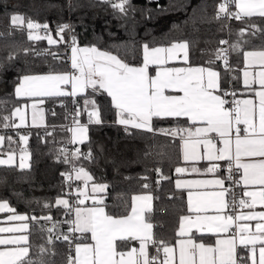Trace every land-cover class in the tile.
I'll return each mask as SVG.
<instances>
[{
    "label": "snow or ice",
    "instance_id": "obj_1",
    "mask_svg": "<svg viewBox=\"0 0 264 264\" xmlns=\"http://www.w3.org/2000/svg\"><path fill=\"white\" fill-rule=\"evenodd\" d=\"M99 2L111 4L114 11L122 14V18L137 11L131 0H119L118 3H113L112 0ZM148 2L151 4L158 0ZM230 5L235 6V11L231 10ZM76 6L69 0L70 10ZM160 10L164 11L162 8ZM148 11L150 14V10ZM253 17L264 19V0H221L215 13L217 20L234 19L244 22ZM24 24V16H10L11 27L22 28ZM26 26L29 41L47 40L49 45L66 46L71 53L70 72L18 77L19 83L14 90L16 98H40L31 105L33 126H37L38 117L43 119V109H37L38 104L44 103L43 97L71 96L75 106L73 127L70 129L71 142L83 144L88 139V125L104 123L101 107L95 97L106 94V103L107 98H110L111 109L115 112V123L124 126L125 132L129 134L130 129L155 133V120L186 118L188 127L162 129L161 134L179 136L183 142L185 161H207L209 166L204 172L211 174H217L223 167L226 177L176 181L177 189H188L189 214L180 216L176 232L178 238L175 246H172L157 239L153 233V225L146 215L152 212L151 195H134L130 213L119 218L113 217L105 212L104 207L97 206L103 204V198L98 194L104 193L108 185L95 183L94 177L84 167L77 168L73 165L75 180L82 181L84 187L75 189V201L70 202L69 199L60 197L56 199L54 206L65 209L64 221L53 222L51 215L29 217L26 214H16L8 202H0V213H12L7 216V222H21L8 227L0 226V264H44L42 259L37 261L30 256L27 234L29 220L35 223L40 220L52 223L46 229L49 244L53 242L52 235L58 223L67 224L68 231L61 232L56 239L67 242L70 251L76 233L91 234L93 243H75V256L69 255L68 264H248L249 261L251 264H264V211H256L257 206L264 209V50L245 51L240 43L245 34L255 35L264 29L256 24H247L239 30L237 43L218 49L214 54L215 59L208 61L211 65L222 60L225 70H230L229 51L242 52L245 65L243 84L248 92L254 94V98L237 99L235 91L229 92L221 88L220 73L211 66H169L171 61L181 58L179 53H183V61L188 62L189 45L186 41L173 42L168 46L144 43L139 49L142 62L133 66L117 55L101 51L95 45L81 47L71 24L57 25L55 36L59 39L53 37L48 23L40 24L28 19ZM224 27L229 26L225 24ZM219 43L229 44L227 40ZM27 52L28 49H25V54ZM53 56L56 58L55 54ZM8 59L15 57L10 55ZM249 68L259 70L250 72ZM68 85L70 91L65 87ZM229 95L232 100L226 98ZM78 97L83 99L82 106ZM83 114L87 115V124L80 123L79 117ZM15 118L19 119V123L15 122ZM25 121V110L17 106L9 115L0 116V128L16 130L24 127ZM196 124L202 126L194 127ZM28 138L27 135L19 137L22 144H26ZM5 140L9 146L15 143L11 136L0 134V166H13L15 149L5 158ZM61 152L64 162L69 163L66 150L61 149ZM71 157L73 160L81 157L89 161L94 159L91 149L88 153H83L76 148ZM26 159V148H21V170L27 167ZM241 170L239 179H235L234 173H240ZM155 171L160 173L161 170ZM175 171L184 173L188 169L177 167ZM191 171L200 173L201 169L192 167ZM73 173L61 175L67 181H72ZM226 180L245 188L259 186V190H246L243 197L237 200L232 188L225 187ZM143 187L148 188L149 185L144 184ZM208 188L213 190H205ZM72 194L70 188L65 195ZM87 199L92 200V207L84 206ZM51 207L53 205L50 203L44 204V208ZM236 208L249 211L229 214V210L234 211ZM68 216L73 218L67 219ZM253 221L254 230L250 223ZM193 230L201 234L230 235L228 238L216 239L215 245L210 246L196 242L192 238ZM5 233L11 235L5 236ZM75 238L79 239L78 236ZM132 241L138 242V248L119 250L128 248ZM238 247L246 254L240 255ZM152 248L155 253L150 251ZM46 251L41 246L40 256L43 257Z\"/></svg>",
    "mask_w": 264,
    "mask_h": 264
},
{
    "label": "trees",
    "instance_id": "obj_2",
    "mask_svg": "<svg viewBox=\"0 0 264 264\" xmlns=\"http://www.w3.org/2000/svg\"><path fill=\"white\" fill-rule=\"evenodd\" d=\"M220 2L158 0L150 4L148 0H131L137 11L122 18L111 4L99 0H71L77 5L72 10L68 7L69 0H0V116L9 115L22 101L14 95L18 77L70 69V50L66 46L49 45L47 40H28V19L40 24L48 23L55 39H59L55 36L58 24H71L80 46L95 45L133 66L142 62L139 49L144 43L166 46L186 41L189 45L188 64L221 66L222 89L231 84L240 96L238 75L243 67L242 52L229 51L230 70H225L222 60L211 65L208 61L215 59L218 49L237 43L239 30L247 24H256L264 29V19L253 17L244 22L217 20L215 13ZM230 8L234 11L233 5ZM12 14L24 16L22 28L10 26ZM225 24L229 27H224ZM221 40H227L229 44L221 45ZM240 43L243 50L264 49V31L255 35L245 34ZM25 49H28L27 54ZM10 55L15 59L9 60ZM78 99L82 106L83 99ZM95 99L101 107L104 123L88 125V139L79 148L83 153L91 149L94 159L89 161L81 157L73 160L66 150L70 162H64L61 149L65 150L71 143L68 122L69 114L75 112L73 98L47 97L43 103L45 126L30 127L27 135L29 138L25 145L30 153L29 167L21 170L16 166H0V201L8 202L15 211L36 217L51 215L53 222H62L66 219L65 209L55 207V201L58 197L71 200V196L65 195L68 193L67 180L61 174L68 173L72 165L82 166L94 177L95 183L108 185L106 191L100 193L102 205L107 214L114 217L129 213L135 193L152 192L154 206L147 216L153 224L154 235L159 240L174 243L179 218L187 211L184 193L174 187L175 169L181 163L180 143L179 136L164 135L160 130L184 127L188 125L186 119L155 120V133L130 129L129 134L122 125L115 123L110 98H107V103L106 94ZM79 120L87 124V115L83 114ZM22 129L0 128V134L11 136L15 141L9 146L6 140L3 150L21 148L19 137ZM155 169H160V173ZM76 183L83 184L78 180ZM144 184L149 187L144 188ZM45 203L53 207L44 208ZM51 226L52 223L44 220L39 223L31 221L30 256L37 261L42 259L44 264H68L72 247L70 251L67 242L56 239L61 232L68 231V225L58 223L52 235L53 242L49 244L46 229ZM75 235L79 239L74 238L73 244L88 239L85 235ZM41 246L47 250L43 257L40 256Z\"/></svg>",
    "mask_w": 264,
    "mask_h": 264
},
{
    "label": "crops",
    "instance_id": "obj_3",
    "mask_svg": "<svg viewBox=\"0 0 264 264\" xmlns=\"http://www.w3.org/2000/svg\"><path fill=\"white\" fill-rule=\"evenodd\" d=\"M234 7V11H235V6L233 5ZM179 42H183V41H179ZM170 45V44H169ZM168 46V45H166ZM81 47H84V46H81ZM253 50H264V49H249V50H245V51H253ZM70 55L71 53H69V62H70ZM180 55V59L178 60H174V61H171L169 63V66H172V67H187V66H192V67H198L197 65L193 66V65H189L188 62L185 63L183 61V53H179ZM204 67H209V66H204ZM214 70L218 71L220 73V81H221V88L223 86V78H222V68L221 66H211ZM245 69V65H244V61H243V67L242 69L240 70V73L238 75V81H239V85H240V96H239V99H245V98H254V94L253 93H250L248 92L246 89H245V86L243 84V80H244V77H243V71ZM250 72H253V71H258L259 69L256 68L255 70L252 69V68H249L248 69ZM72 71L71 69V66H70V69L68 71H64V72H70ZM62 73V72H61ZM44 74H48V73H44ZM44 74H35V75H44ZM252 77L250 76L249 79H251ZM18 85V84H17ZM67 88L68 91L71 90L70 88V85L68 86H65ZM253 87H258L257 85H253ZM68 97H71V96H68ZM45 98L47 97H43L42 99L44 100ZM19 99H22L21 103L18 105L20 106L22 109L25 110L26 112V121H25V126L24 127H21V128H30V127H35L33 126L32 124V112H33V109L31 107L32 103L35 102V100L37 99H40V98H28V97H23V98H19ZM26 106V107H25ZM16 108V107H15ZM14 108V109H15ZM37 109H43V119L41 120L39 117L37 119V126H45L46 124V116H45V111H44V106L43 104H38L37 105ZM182 119H186V118H182ZM15 122L16 123H19V119L18 118H15ZM43 123V124H41ZM81 124H85L84 122L80 121ZM189 125H185L184 127H188ZM199 126H202L200 124H196L194 127H199ZM73 127V126H72ZM70 127L69 128V132H70V135H69V141L71 142L72 141V133L70 131V129L72 128ZM124 127V126H123ZM194 127H193V130H194ZM72 143V142H71ZM179 143H180V154H181V163L179 164L178 167H183V168H186L188 169V171L184 172V173H177L176 172V177L174 179V187L176 188V181L179 179V180H182V181H190V180H205V179H214V178H220V177H224V174L221 173L222 169L217 173V174H211V173H205L204 172V169H206L209 164L207 161H204V160H199V161H185L183 159V151H182V141L179 139ZM80 144V143H79ZM6 145V140H5V144L4 146ZM21 148H26V145L25 144H21ZM20 148V149H21ZM20 149L19 150H15V164L13 166H16L19 168V163H20V160H19V156H20ZM13 149H7V150H3L4 153H5V158H6V155L11 152ZM26 153H27V159L25 160V163L27 165V167H29L30 165V153L27 151L26 149ZM221 164L223 165V162H221ZM26 167V168H27ZM192 167H197L199 169H201V172L200 173H194L191 171V168ZM223 168V167H222ZM242 174V170L241 172L239 173V176ZM83 183V182H82ZM83 187H84V184H82ZM225 187H226V184H225ZM242 188H243V192L248 190V191H254V190H259V186H248L247 188H245V186L242 185ZM177 189V188H176ZM180 191H182L185 195V199H186V213L183 214V215H188V208H187V192H188V189L186 188H181V189H178ZM205 190H213L212 188H208V189H205ZM134 195H151L153 197L152 201H151V205H152V209H153V206H154V196L152 194V192H140V193H135ZM132 195V197L134 196ZM103 198V196H101ZM90 204H85L84 206L86 207H92L93 206V203H92V200L91 199H87ZM86 200V201H87ZM85 201V203H86ZM0 202H5V201H0ZM131 203H132V198H131ZM9 204V203H8ZM10 205V204H9ZM99 207H104L103 205H97ZM11 207V205H10ZM12 208V207H11ZM105 209V208H104ZM130 211H131V206H130ZM129 211V213H130ZM249 211L248 209H241L239 208V210L237 211L236 214H240L242 212H247ZM256 211H264V209L260 208L259 206H257L256 208ZM16 214H26L28 215L29 217H31L29 214L27 213H24V212H18V211H15ZM106 212V210H105ZM107 213V212H106ZM128 213V214H129ZM12 213L8 212V211H5L3 213H0V221H2L3 223H0V226H4V227H8V226H12L14 224H19L21 222L19 221H14V222H7L6 218L8 215H11ZM126 214V215H128ZM209 214H212L211 212ZM235 214V215H236ZM124 215V216H126ZM147 215V214H146ZM114 217V216H113ZM119 217H123V216H119ZM119 217H116V218H119ZM150 222V221H149ZM27 223H29V226L31 224V220L27 221ZM152 223V222H150ZM243 223V222H242ZM253 226V230H254V225H255V221L253 222H250ZM153 225V224H152ZM30 228V227H29ZM178 228H179V222H178V227H177V230L176 232L178 231ZM233 232L235 231V229L232 230ZM153 233H154V228H153ZM29 234V233H27ZM77 235L79 236H83L85 235L88 239L87 240H84V241H79L77 243H81V244H91L93 243L92 239H91V234L90 233H83V234H80V233H76ZM5 236L7 235H11V234H8V233H5L3 234ZM230 234H218V235H213V234H209V233H196L195 230H193V239L196 241V242H203L205 243L206 245H210V246H214L215 245V241L216 239L220 238V239H223V238H228ZM178 238V237H177ZM176 238V239H177ZM119 243V242H118ZM175 243H176V240L174 243H172L171 245L172 246H175ZM138 242L136 241H132L128 248H122V249H119V250H124V251H127L129 250L131 247H137L138 248ZM74 247H75V244L72 248V256L74 257L75 256V251H74ZM150 251L152 253H155V249L152 248L150 249ZM238 253L240 255H245L246 253L244 252L243 249L239 248L237 249ZM257 259H258V251H257ZM248 264H251V261L248 262Z\"/></svg>",
    "mask_w": 264,
    "mask_h": 264
},
{
    "label": "built area",
    "instance_id": "obj_4",
    "mask_svg": "<svg viewBox=\"0 0 264 264\" xmlns=\"http://www.w3.org/2000/svg\"><path fill=\"white\" fill-rule=\"evenodd\" d=\"M118 2H119V0H114V3H118ZM228 60H229V55H228ZM225 89L228 90L229 92L235 91L236 92V98L237 99L239 98L238 92L232 87L231 84H229ZM226 98L228 100H232V96L231 95H229ZM229 106H231V105H229ZM73 115H74V113H70L69 114V122H68L69 128L73 126ZM29 133H30V130L27 129V128L22 129L21 132H20L21 135H28ZM76 148H80V144L79 143H76V144L70 143V146L66 147L65 150H69L70 155H71V153ZM68 173H73V165L70 167V170H69ZM223 174H224V177H226V172L224 171V168H223ZM239 177H240L239 176V173H234V178L235 179H239ZM78 187L79 188H83V186L81 184H77L76 183L75 175L73 173V180L72 181H66V191L69 192L70 191V188H71L72 193H73L72 195H70L71 196L70 202L76 200L75 189L78 188ZM226 187L232 188L233 192L236 195L237 200H239L240 198L243 197V188H242V185L235 186V185L232 184L231 181H227L226 180ZM229 199H231V196H229ZM85 204H88L89 205L90 202L87 200ZM238 210H239V208H236L234 211L229 210V214L235 215ZM75 237H76V235L74 236V238ZM73 246H74V244L72 245V248H73Z\"/></svg>",
    "mask_w": 264,
    "mask_h": 264
},
{
    "label": "rangeland",
    "instance_id": "obj_5",
    "mask_svg": "<svg viewBox=\"0 0 264 264\" xmlns=\"http://www.w3.org/2000/svg\"><path fill=\"white\" fill-rule=\"evenodd\" d=\"M41 124H43V123H41ZM43 126V125H42ZM35 127H41V126H35ZM90 188H91V186L90 187H88V190L90 191ZM99 196H102L101 194H98Z\"/></svg>",
    "mask_w": 264,
    "mask_h": 264
}]
</instances>
